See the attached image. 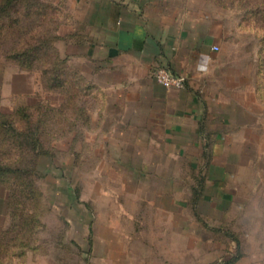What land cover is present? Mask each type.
I'll return each instance as SVG.
<instances>
[{"label": "rangeland", "instance_id": "374dc122", "mask_svg": "<svg viewBox=\"0 0 264 264\" xmlns=\"http://www.w3.org/2000/svg\"><path fill=\"white\" fill-rule=\"evenodd\" d=\"M7 1L10 5L5 7ZM195 2L226 18L224 55L234 71L237 56L252 47L242 50L240 46L261 38L245 27L264 23V14L255 13L264 9V0ZM43 41L47 52L33 59L30 68L10 59L13 53L27 52ZM99 67L95 64V0H0L4 106L13 102L16 91L35 92L44 104L62 105L65 113L59 117L69 131L45 136L65 168L35 180L40 223L34 246L23 248L24 252L14 249L0 264H216L235 249L231 231L243 252L234 264H264V170L257 168L263 173L262 185L254 193L248 191L253 186L250 169L232 177L231 202L213 207L200 200L193 209L197 178L188 174L189 161L162 158L156 143H127L128 138L146 132L155 139L156 129L123 128L129 117L118 106L108 111L107 85L98 79ZM44 68L49 70L47 76L54 70L67 82L48 88ZM120 101L122 105L123 97ZM132 148L147 159L140 161L135 151L133 159L122 158L121 152ZM50 164L46 157L45 165ZM62 173L72 178L71 185ZM172 187L178 204L174 211L166 208ZM250 194L252 199L245 202ZM8 223L0 208V230ZM213 226L223 228L215 231Z\"/></svg>", "mask_w": 264, "mask_h": 264}, {"label": "crops", "instance_id": "0c3cea01", "mask_svg": "<svg viewBox=\"0 0 264 264\" xmlns=\"http://www.w3.org/2000/svg\"><path fill=\"white\" fill-rule=\"evenodd\" d=\"M195 1L95 0V64L100 66L98 79L107 85L108 111L118 106L129 117L123 128L156 129L155 139L146 132L127 143H156L162 158L189 161L188 174L206 177L200 200L218 207L232 201L233 176L251 169L253 186L248 191L262 185L263 173L257 168L264 170V42L241 45L242 50L252 47L237 56L233 71L224 55L226 18ZM245 28L256 32L264 26ZM160 66L185 76L186 87L166 88L157 82L152 74ZM34 93L16 91L13 104L5 107L0 75V118ZM134 151L140 161L147 159L133 148L124 149L122 158L133 159ZM173 192L174 187L166 207L171 211L178 209ZM5 199L0 183L4 218ZM251 199L250 194L244 201Z\"/></svg>", "mask_w": 264, "mask_h": 264}, {"label": "trees", "instance_id": "16d2710c", "mask_svg": "<svg viewBox=\"0 0 264 264\" xmlns=\"http://www.w3.org/2000/svg\"><path fill=\"white\" fill-rule=\"evenodd\" d=\"M7 3L5 7L10 5V1ZM255 13L264 14V9H255ZM256 33L264 42V28ZM29 48L26 49L29 50L27 52L23 50L13 53L10 59L22 68L28 69L33 59L47 52L44 41ZM48 71L46 68L43 69L48 88L62 87L64 82H67L66 77L62 79L60 73L54 70L52 73L50 71L51 76H47ZM52 81L54 83H51ZM57 81L58 84H56ZM36 96L37 93L30 94L17 101L13 110L4 112L0 118V183L4 187L7 203L6 216L9 219L7 228L0 230V259L4 255L12 256L16 248L28 249L34 246V235L40 223V214L37 211L40 200L35 180L52 175L53 169L59 168L63 171L65 168L64 165L58 163L55 153L49 149L50 142L45 138L46 135L50 136L57 130L61 132L63 129L62 134L69 132L64 129L59 117V113L64 114L65 112L62 105L57 107L53 103L44 104L43 99L38 98L37 100ZM45 100L48 98L46 97ZM46 157L51 159L49 166L45 165ZM62 176L67 179V184L73 183L69 175L62 173ZM194 176L197 178V185L193 187L191 206L197 209L205 189L206 177ZM203 223L206 226L209 225L204 221ZM222 228L221 226L212 227L215 231H221ZM229 235L236 242L235 249L216 264H234L243 256L239 238L232 231ZM24 251L23 249L22 252Z\"/></svg>", "mask_w": 264, "mask_h": 264}, {"label": "built area", "instance_id": "2783aa9c", "mask_svg": "<svg viewBox=\"0 0 264 264\" xmlns=\"http://www.w3.org/2000/svg\"><path fill=\"white\" fill-rule=\"evenodd\" d=\"M214 49L218 50L219 47L215 46ZM152 75L157 82L166 88L182 89L187 85L185 76L176 74L167 67H157Z\"/></svg>", "mask_w": 264, "mask_h": 264}]
</instances>
